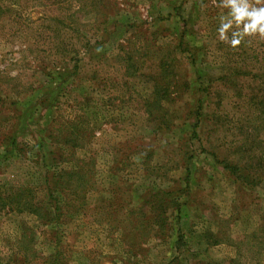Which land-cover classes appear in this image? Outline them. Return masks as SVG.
I'll return each instance as SVG.
<instances>
[{"label":"rangeland","instance_id":"rangeland-1","mask_svg":"<svg viewBox=\"0 0 264 264\" xmlns=\"http://www.w3.org/2000/svg\"><path fill=\"white\" fill-rule=\"evenodd\" d=\"M225 3L0 0V264H264V37Z\"/></svg>","mask_w":264,"mask_h":264},{"label":"clouds","instance_id":"clouds-1","mask_svg":"<svg viewBox=\"0 0 264 264\" xmlns=\"http://www.w3.org/2000/svg\"><path fill=\"white\" fill-rule=\"evenodd\" d=\"M231 9V16L233 17L237 26L243 25L242 29L233 33L231 45L238 46L244 35L260 34L264 37V6L250 7L244 0H226L224 5ZM232 27V21L222 23L219 32L221 39H225V33Z\"/></svg>","mask_w":264,"mask_h":264},{"label":"trees","instance_id":"trees-1","mask_svg":"<svg viewBox=\"0 0 264 264\" xmlns=\"http://www.w3.org/2000/svg\"><path fill=\"white\" fill-rule=\"evenodd\" d=\"M11 143H14L13 137L11 138ZM45 157H46V154L43 153V155H42L43 160H44ZM48 162H50V160H48ZM44 164L46 165L47 163L44 162ZM76 174H77V172H59L58 174L48 173L49 177H46V176L44 177L45 183L47 185V192H48V196H49L50 202L52 203L53 208L57 212L60 210V208L56 206L58 200L55 197V192L57 190H59V194L63 195L62 191H61V187L64 186L63 185L64 183H66V182L68 183L69 182V180H67V178H70V177H72L73 175H76ZM75 197L76 198H74V199H78L77 197H79V195H76ZM2 198L3 197L0 196V199H2ZM63 198H65L64 195H63ZM4 201L6 202V200H4ZM18 206H17V208H19Z\"/></svg>","mask_w":264,"mask_h":264}]
</instances>
